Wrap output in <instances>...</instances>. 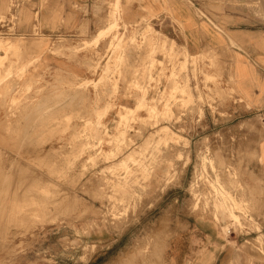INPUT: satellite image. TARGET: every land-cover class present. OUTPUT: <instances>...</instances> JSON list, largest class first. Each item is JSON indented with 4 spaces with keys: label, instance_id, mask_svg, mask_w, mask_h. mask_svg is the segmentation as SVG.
<instances>
[{
    "label": "rangeland",
    "instance_id": "1",
    "mask_svg": "<svg viewBox=\"0 0 264 264\" xmlns=\"http://www.w3.org/2000/svg\"><path fill=\"white\" fill-rule=\"evenodd\" d=\"M49 1L0 28L22 44L0 65V263L167 264L196 218L227 238L221 264H264V119L229 114L226 54L193 55L155 13L123 34L121 0H99L110 12L95 31L20 32L23 10L32 27ZM241 1L264 19V0Z\"/></svg>",
    "mask_w": 264,
    "mask_h": 264
},
{
    "label": "crops",
    "instance_id": "2",
    "mask_svg": "<svg viewBox=\"0 0 264 264\" xmlns=\"http://www.w3.org/2000/svg\"><path fill=\"white\" fill-rule=\"evenodd\" d=\"M13 1L9 6V0H0V11L6 5L10 7L7 20H0V28L17 26L12 17L24 8L27 0L21 1L16 8ZM242 4L241 0H138L133 3L121 0L118 18L125 34L128 27L136 25L142 17L155 13L153 19L165 17L172 21V26L176 24L180 28L179 43L193 55H200L204 49L226 54L221 60L229 63V75L236 90L229 114L237 120L251 116L264 119V19ZM32 11L30 27L29 12L23 10L20 32L39 28L50 35L66 30L75 34L82 26L95 31L110 12L99 0H50L46 7L40 4ZM54 19L49 25V20ZM54 24L59 31H53ZM223 78L227 84L226 75ZM263 142L264 138L258 149ZM261 170L264 185V163H261ZM263 185L259 186V191H264ZM184 222L188 223L187 228L176 231L170 239L167 264H221L227 253V238L220 227L212 221L196 218ZM91 263L92 260L87 264Z\"/></svg>",
    "mask_w": 264,
    "mask_h": 264
},
{
    "label": "bare ground",
    "instance_id": "3",
    "mask_svg": "<svg viewBox=\"0 0 264 264\" xmlns=\"http://www.w3.org/2000/svg\"><path fill=\"white\" fill-rule=\"evenodd\" d=\"M262 2V1H261ZM170 6V5H169ZM34 40V39H33ZM44 44H45V41L44 40H40V41H38V42H34V43H32V44H28L27 46H25V48L26 47H29L30 49H34V48H36V50L37 51H42V49L44 48ZM22 45V44H21ZM21 45H19V43H15V42H3V41H1L0 40V50H5V52H6V54L4 53V54H1L0 53V65L1 64H3V58H5L6 57V55L8 54V52L10 53V52H12L14 49H19V48H21ZM9 55V54H8ZM12 55V54H11ZM131 60V59H130ZM22 67V66H21ZM46 97V96H45ZM71 99V98H70ZM73 99V98H72ZM44 101H46V99L44 100ZM50 101V100H49ZM67 101V100H66ZM68 102V101H67ZM47 103V102H46ZM43 104V103H42ZM68 105V104H67ZM26 116V115H25ZM28 123H30V122H28ZM29 125V124H28ZM14 127V126H13ZM54 131V130H53ZM52 131V132H53ZM16 133V132H15ZM18 137V136H17ZM24 137V136H23ZM23 137H22V139H23ZM25 138V137H24ZM31 139V138H30ZM40 139V138H39ZM9 140V139H8ZM16 141V140H15ZM17 142V141H16ZM31 142H29V144H30ZM34 143V142H33ZM41 143V142H40ZM25 144H26V142H25ZM28 144V143H27ZM19 145V144H18ZM24 146V145H23ZM19 148V147H18ZM23 147L21 146V149H22ZM17 149V148H16ZM15 149V150H16ZM18 153V152H17ZM2 157V156H1ZM21 160V159H20ZM19 160V161H20ZM20 164V163H19ZM12 167V166H11ZM34 168V167H33ZM9 169V168H8ZM36 173V172H35ZM34 173V174H35ZM17 174V173H16ZM8 175H10V174H8ZM15 175V174H14ZM7 176V175H6ZM32 177V176H31ZM15 178V177H14ZM13 178V179H14ZM19 178V177H18ZM25 180V179H24ZM27 180V179H26ZM10 181V180H9ZM23 181V180H22ZM8 182V181H7ZM23 183V182H22ZM32 183V182H31ZM4 184V183H3ZM20 184V183H19ZM6 185V184H5ZM29 185V184H28ZM36 185V184H35ZM39 185V184H38ZM16 186H18V184L16 185ZM3 188V187H2ZM36 188V187H35ZM32 189V188H31ZM42 189V188H41ZM34 190H36V189H34ZM33 190V191H34ZM30 191V190H29ZM32 191V190H31ZM45 193V192H44ZM33 194H35V193H33ZM41 194V193H40ZM46 194V193H45ZM30 195V194H29ZM28 196V195H27ZM31 196V195H30ZM23 197H24V195H23ZM36 197H37V195H36ZM3 198V197H2ZM43 198V197H42ZM50 198V197H49ZM33 199V198H32ZM17 200V199H16ZM9 201V200H8ZM10 203V202H9ZM4 204V203H3ZM12 204V203H11ZM6 205V204H5ZM24 205V204H23ZM41 205H43V204H41ZM13 206V205H12ZM17 206V205H16ZM23 207V206H22ZM57 207V206H56ZM20 209H22V208H20ZM19 209V210H20ZM11 211V210H10ZM233 212V211H232ZM11 214V213H10ZM3 215H4V213H3ZM15 216V215H14ZM27 216V215H26ZM47 216V215H46ZM15 218V217H14ZM33 218V217H32ZM19 219V218H18ZM21 220V219H20ZM12 221H14V220H12ZM30 222V221H29ZM34 222H35V220H34ZM3 223V222H2ZM21 223V222H20ZM23 223V222H22ZM31 223V222H30ZM27 224V223H26ZM25 224V225H26ZM29 224V223H28ZM33 224V223H32ZM24 225V224H23ZM34 225H35V223H34ZM29 227V226H28ZM25 228H26V226H25ZM33 228V227H32ZM1 229H3V228H1ZM31 229V228H30ZM9 230V229H8ZM28 232V231H27ZM6 234V233H5ZM4 234V235H5ZM9 234V233H8ZM16 234H17V232H16ZM7 235V234H6ZM5 235V236H6ZM3 237V236H2ZM8 239V238H7ZM167 239H169V237L167 238ZM166 240V239H165ZM1 241H3V240H0V242ZM167 242V241H166ZM169 242H170V240H169ZM169 244V243H168ZM5 245V244H4ZM7 246V245H6ZM161 249V248H160ZM164 249V248H163ZM162 251V250H161ZM164 251H165V249H164ZM13 253V252H12ZM160 255V254H159ZM163 254H162V252H161V256H162ZM11 257V256H10ZM160 257V256H159ZM162 258V257H161ZM161 258H160V260H161ZM159 259V258H158ZM159 261V260H158ZM3 262V261H2ZM160 262V261H159ZM1 264V263H0Z\"/></svg>",
    "mask_w": 264,
    "mask_h": 264
},
{
    "label": "built area",
    "instance_id": "4",
    "mask_svg": "<svg viewBox=\"0 0 264 264\" xmlns=\"http://www.w3.org/2000/svg\"><path fill=\"white\" fill-rule=\"evenodd\" d=\"M14 1H15V0H14ZM19 3H20V1H19V0H17V2H16V3L14 2V6H13V7H14V8L18 7Z\"/></svg>",
    "mask_w": 264,
    "mask_h": 264
}]
</instances>
